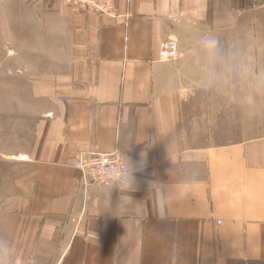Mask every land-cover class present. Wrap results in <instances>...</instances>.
I'll return each instance as SVG.
<instances>
[{"label":"crops","instance_id":"obj_1","mask_svg":"<svg viewBox=\"0 0 264 264\" xmlns=\"http://www.w3.org/2000/svg\"><path fill=\"white\" fill-rule=\"evenodd\" d=\"M114 3L127 19L54 13L67 71L54 68L39 91L51 115L21 153L31 185L0 207V242L13 247L14 264H264V0ZM18 15L0 25V46L13 48L21 67L29 27L27 11ZM36 22L35 31L45 24ZM208 32L225 59L214 68L200 47ZM167 38L194 54L196 94L179 60H159ZM196 113L194 121L217 127L240 126L237 114L245 137L190 145L186 120ZM115 148L122 179L83 190L75 154Z\"/></svg>","mask_w":264,"mask_h":264},{"label":"rangeland","instance_id":"obj_2","mask_svg":"<svg viewBox=\"0 0 264 264\" xmlns=\"http://www.w3.org/2000/svg\"><path fill=\"white\" fill-rule=\"evenodd\" d=\"M5 9L7 11H4ZM57 9L63 10V12L72 9L78 10L65 0H0V25L5 22L18 21L20 10H26L29 27L28 47L25 52L20 54V58L26 60V64H22L21 67L19 65V67L15 66L14 64L19 59V56H16L14 49L4 45L0 46V207L4 206L5 199L10 195L24 194L30 189L32 165L30 162L20 160L23 155L21 153L32 148L37 122L43 118L44 114L49 117L51 115L48 112L51 107L50 98L47 99L38 94H40L39 91L51 85L53 79L50 74L54 68H56V72H58L59 67L67 71V46L61 43L59 47H56L57 44L54 43L56 38L61 39V36L64 37L63 40L66 39L65 32L59 31V23L54 17ZM118 15L123 17L127 14ZM127 18H124V20ZM42 19L45 20V24L44 22L40 24L37 27V32L32 30L33 23L36 21V23H39ZM64 28H67V26L65 25ZM36 33L39 35L38 37H36ZM236 37L239 39L250 38L253 37V34L245 32V35L242 36V33L237 30ZM37 40H39L38 46H36ZM169 40H174L176 43V56L161 60L158 54V58L160 61L179 60L183 73L189 76L188 87L192 88L193 94H196L194 54H181L177 42L173 38L162 40L159 44L158 52L161 44ZM206 91L208 93L207 88ZM203 97L208 101L213 96L209 93V95L207 94ZM188 99H191V97H188ZM193 99H195V96H193ZM214 99H217V96H214ZM201 102L199 100L197 106H200L204 111L206 104L203 106ZM215 104L217 103L215 102ZM193 113L195 112L193 111ZM203 114L204 118H206L207 113L203 112ZM197 116L200 115L197 113L192 114L193 118L190 116L188 121L186 120L189 124L188 137H190L186 139L190 145L197 147L215 146L223 141L245 137L244 126H242L244 121L237 114L233 123L240 126L233 127L212 126L213 121L211 120L210 122L206 119L201 124V121H194L198 119L196 118ZM252 129L254 130V128ZM252 137H254V132ZM113 150H117L121 154L124 167L126 168L122 152L117 148ZM108 152L110 151L77 152L73 158V165L76 166V157L79 154ZM79 184H81V175Z\"/></svg>","mask_w":264,"mask_h":264},{"label":"built area","instance_id":"obj_3","mask_svg":"<svg viewBox=\"0 0 264 264\" xmlns=\"http://www.w3.org/2000/svg\"><path fill=\"white\" fill-rule=\"evenodd\" d=\"M81 12H93L99 15H106L112 18L119 16L116 13L113 0H65ZM127 18V15L123 16ZM177 47L174 40L161 44L158 52L161 60L175 57ZM81 175L83 190L88 185H99L103 187L112 186L125 174L126 168L123 164L121 154L117 150L108 153L79 154L76 157V166Z\"/></svg>","mask_w":264,"mask_h":264},{"label":"clouds","instance_id":"obj_4","mask_svg":"<svg viewBox=\"0 0 264 264\" xmlns=\"http://www.w3.org/2000/svg\"><path fill=\"white\" fill-rule=\"evenodd\" d=\"M202 55L210 67L225 63L224 56L220 51V40L216 33L208 32L200 37ZM129 178L131 177V166H128ZM14 249L7 242H0V264H14Z\"/></svg>","mask_w":264,"mask_h":264}]
</instances>
